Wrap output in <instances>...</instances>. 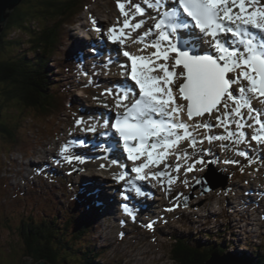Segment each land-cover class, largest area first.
<instances>
[{
	"label": "snow or ice",
	"instance_id": "snow-or-ice-1",
	"mask_svg": "<svg viewBox=\"0 0 264 264\" xmlns=\"http://www.w3.org/2000/svg\"><path fill=\"white\" fill-rule=\"evenodd\" d=\"M143 4L155 11L149 17L154 23L138 33L136 39L154 50L148 55L123 51L122 55L130 61V70L121 64V77L125 81L130 78L134 85L125 84L115 91L105 89L107 95L114 96L117 111L114 120L108 118L99 124V128L106 129L100 135L118 134L123 142L127 159L133 162L131 171L135 177L122 171L115 179L132 186L138 196L146 193L136 181L163 183L168 177L169 184L172 183L167 171L172 165L167 157L171 154L180 159L185 141L193 151L198 143L205 141L209 144L230 141L239 145L246 142L244 129L253 128L251 141L264 145V111L253 106V101L264 105V3L261 0H143ZM117 8L123 21L107 28V40L125 45L126 30L136 32L146 23L144 19L131 23V19L137 15L143 17L146 10L136 3L132 5L134 11H126L121 0H117ZM95 30L102 32L99 26ZM181 30L202 40L206 48L182 41ZM226 34H231L232 39ZM213 113H219L214 117L215 125L205 118ZM83 123L87 122L82 118L75 120L77 126ZM97 127L88 123L81 131L96 133ZM214 127H223L225 134L211 135ZM200 128L207 131L198 141ZM248 146L251 147L250 142ZM220 147L227 150V144L221 143ZM66 153L67 145L61 147L60 154L68 164L83 162L79 155ZM237 154L251 158L245 150H238ZM187 156L183 152L185 159ZM161 164L164 170L160 169ZM175 167L178 172L180 165ZM193 170L191 166L185 168L187 172ZM122 207L133 216L127 204ZM147 227L154 225L149 223ZM120 235L122 238L123 233Z\"/></svg>",
	"mask_w": 264,
	"mask_h": 264
},
{
	"label": "rangeland",
	"instance_id": "rangeland-1",
	"mask_svg": "<svg viewBox=\"0 0 264 264\" xmlns=\"http://www.w3.org/2000/svg\"><path fill=\"white\" fill-rule=\"evenodd\" d=\"M111 2L112 1L110 0H96L95 4L92 6L94 12L100 16H102V14H107V12H110V14H112L113 16L115 12L114 5ZM26 5H29V3L27 2ZM85 17H87L86 10L80 16L79 20H83ZM36 19L39 18L36 17ZM41 21H35L38 23V25L36 26V30H38L42 26V23L48 20ZM69 29V27L64 28V30H62L63 34H69ZM13 32V30L6 32L5 40H19L20 44L16 46V50H14V48L5 49L0 46V61H2L4 58H15L17 54H22L23 52L25 53V58L28 62L35 60L37 56L35 52H33V47L29 44V38L25 34V32H18L14 34ZM74 32L75 31H71V36L74 34ZM15 35L17 37H14ZM69 45L70 42L67 39L60 43L58 47L59 50L56 52L55 56L51 57L47 62L48 71H51V74H54L52 76V84L53 82H56L58 84V89L64 94L66 93L69 100L83 101L85 100V97L77 91L75 85H69V79H66L68 77V75L66 74L68 70L65 68V66L68 63H72L74 60L67 61V63H62L63 57H59V51L61 53H67L70 47ZM60 66H62V68L58 70ZM46 75L49 77L50 73ZM2 96L3 95H0V105L2 104ZM67 108L68 106L66 105V109L64 110L62 115L57 118L47 117L46 114H43L44 116H42L39 115L38 112L27 110L22 117L21 123H17L14 121V125H21V131L26 135L28 141L31 143L32 147H30L29 149L16 147L15 144L10 145L8 144V139L2 137L0 138V210L17 223L19 222L20 211H25L24 214L25 216H27L28 209L33 210L34 218L39 222H50V216L55 212L60 213V222H63L66 217L65 212L70 210V207L72 206L71 203L75 202L73 197L74 195H72L74 193V190L71 185H67L68 180L66 177L61 178L60 180L55 179L57 185H54L48 178H45L41 175L33 177L32 179H30L31 181L27 180L28 185H31L33 183V188L30 189V192H32L37 198V202L33 200H27L25 196L15 197V195L1 199V197L5 196L6 194L11 195L15 192L22 193V191H25L27 185L24 184L26 182L25 179L29 174L28 170H32V168L37 166L39 161H49V157L45 159V145L51 141H55L56 137L59 138V133L63 130L64 122L66 123V126L68 125V119H70L72 113L70 111H67ZM9 112L13 113L10 110ZM10 113L7 114L8 118L12 116ZM20 138L21 132H19V139ZM22 139L25 140V138ZM6 146H8L6 152L10 150V152L7 154H5L4 152V148ZM20 155L22 156V159H20ZM16 158L18 160H15ZM213 159L214 158H212V160ZM217 168L220 167H216V169ZM221 179L222 181L230 180V178L227 177H222ZM245 180L246 179L243 176H241L238 180H235L234 184L238 188V190L227 193V195H225V191L216 192L214 194L210 193L209 195H202L201 188L203 189L205 188V186L200 182V180H197L193 184V186L185 192L189 200L192 199V202L194 203L198 202L197 221H192L187 214H183L180 216L174 214L172 216L173 221L170 224L167 223V225L162 226L164 229H162L161 232L156 231L155 235L157 236V239L155 241H151L150 236L147 233H145L144 231H140L139 233H133L132 236L127 238L122 243H115L114 237L111 236H115L117 229L116 227H113L109 231L108 228L111 224V221H108L107 223L103 221L101 225H98V227L94 230V237H91L90 239L93 242H96L95 245L99 254L105 252V256L108 255L110 264H174L171 256L169 255V248L173 242V238L170 237L171 235H178L182 238L188 237L189 239L191 237V241L194 244H197V240L200 241V243L206 242L205 237L210 234L211 237H213L212 242H215L217 240L219 242H222L224 240V226L228 225L230 232H233V236H225V240L231 242L230 246H228V251H230L229 253L234 254V250H236L238 253H243L245 250L246 255H252L249 252L252 250V248L254 250V247L256 245L261 246L262 244H264V228H261L258 231L260 234V236L257 238L258 243H255L252 238L247 239L246 237H241L242 235H239V237L238 235H236L239 234L240 231L245 234H249L247 229H241L240 231H238L239 227H242V225H246L248 221L253 222L254 225L259 224L258 221L253 218H249L248 221H242V224L237 223L238 217H241L242 211L241 209H238L236 205L238 202L242 201V199L245 198V196H243L244 190L246 188L244 187V185L246 184ZM205 184L212 185V183L209 182ZM228 186H230V184H228ZM47 188H50L52 190L49 191L47 190ZM36 189H40L42 191H37ZM80 194L82 195V193ZM205 201H207L206 208L202 206L203 202ZM231 204L232 206L229 207V205ZM178 212L181 213V211ZM211 212L214 215H211ZM246 216L247 215L244 214L245 219ZM255 217L260 219V213L259 215L257 213ZM173 222H177V224L174 226L172 224ZM4 223L5 221L0 215V224L3 228H6L4 227ZM16 233L17 231H15L14 234L12 233V240H14V242L18 241ZM10 236L11 235H9L8 230L0 231V246L2 248L4 246L6 249L9 247V242L5 245V241ZM103 241H107L106 247H102L103 245L101 242ZM238 243H240V246L238 245ZM77 247H79L78 244ZM107 248H110V250H108ZM105 256L100 255L99 259L103 261L105 260ZM3 257V255L0 256V261L2 262L7 259ZM9 260L11 264H18L21 261L20 253L14 255L13 258H9ZM63 260L64 259H61L60 263L72 264L67 260H64L63 262ZM191 261H193L194 264H199L198 256L197 258H191ZM2 262L0 264H2Z\"/></svg>",
	"mask_w": 264,
	"mask_h": 264
},
{
	"label": "trees",
	"instance_id": "trees-1",
	"mask_svg": "<svg viewBox=\"0 0 264 264\" xmlns=\"http://www.w3.org/2000/svg\"><path fill=\"white\" fill-rule=\"evenodd\" d=\"M27 2L29 5H26ZM76 5V0H25L23 6L12 10L8 17L7 25L1 35V47L12 49L20 44L19 40H5L6 32L11 30L14 33L25 32L29 36V44L33 47V50H38L33 51L36 56L42 59L45 58L55 42L62 36L59 33L57 24L63 25L64 21L72 18L76 11ZM41 20L48 21H45L44 26L36 30V24ZM16 35L14 37H17ZM41 69L43 70V63L41 61H38V63L28 62L25 53L22 55L21 53L17 54L15 58H4L0 61V95L4 96L1 97L2 104L0 105V138L12 140L15 145H17V140L14 133V124L15 122L21 123L27 110L38 112L42 116L46 114L47 117L56 118L62 112L63 102L49 92L50 86L48 82H45L46 78ZM9 110L13 113H10ZM9 113L12 116L8 118L7 114ZM10 121L13 123H10ZM52 217L53 220L48 223L34 224L31 231V222L19 224V232L22 235L21 242L19 240L14 242L11 239L16 226H6L4 223V227L9 231L11 238L9 237L5 241V245L9 242L7 249L5 246L3 248L0 246V256L3 255L7 258L3 261L5 263L2 261L0 263L11 264L9 258H13V252L18 251L22 255L21 259L26 256L25 258L29 257L33 262L44 260L48 264H59L62 257L72 264H99L95 260L97 255L93 254L94 249L92 246H88L89 250L87 249V251H83L82 245L79 246L78 249L82 252L75 251L72 245L69 246L70 249H67V239L56 228L61 225L59 223L60 215L57 213L53 214ZM90 224L89 221L83 218L81 223L76 224V228L83 229L81 232L84 233L86 231L82 225L88 227ZM62 226L67 229L72 228L69 222H65ZM0 227H2L1 224ZM65 249H67L66 254L61 256L65 253ZM213 252L224 254L228 253V249L221 242L211 243L206 241L200 243L198 241L197 244L193 245L186 239L176 237L169 254L174 264H194L191 258H197V256L198 263L205 264ZM242 256L250 264L256 261L254 256L251 258L245 254H242ZM258 256H260L259 253ZM257 261V264H264V254Z\"/></svg>",
	"mask_w": 264,
	"mask_h": 264
},
{
	"label": "bare ground",
	"instance_id": "bare-ground-1",
	"mask_svg": "<svg viewBox=\"0 0 264 264\" xmlns=\"http://www.w3.org/2000/svg\"><path fill=\"white\" fill-rule=\"evenodd\" d=\"M132 2H134L135 3V0H131ZM127 8H128V5H127ZM129 9V8H128ZM119 10V9H118ZM117 11V10H116ZM117 13V12H116ZM105 21H106V24H109V25H111V24H115L116 23V19H112V18H110V17H106L105 18ZM185 34H186V32H185ZM73 37H74V34L72 35ZM82 38L83 37H81V40H82ZM86 39H88V36L86 37V38H83V40L85 41ZM132 38H131V40L130 41H128V43L130 44L131 42H132ZM82 44V42H80V37L78 38V36L77 37H75L74 39H73V43L71 44V46H70V49L71 50H74V52L76 53H78L79 54V56L84 60V63H82L81 65L83 66V75H85V73H87V74H89L88 73V66H89V64L92 62V61H94L95 62V64L93 65V66H91V68H90V74H91V76H92V78L93 79H97L96 81H95V86H94V91L95 92H97L98 93V98L99 99H94V98H91L92 99V107L90 108V112H91V117H92V119H86V118H84V115L83 114H85V115H89V111L88 110H82V112L80 113V115H79V112L77 113V114H75L74 115V118H73V120L70 122V123H68V126H69V130L71 129V131H72V126L73 125H75V127H79V129H80V131H81V128H83V127H86L87 126V124L88 123H95V124H97V126H98V124H99V118L96 116V112H95V107H94V101L93 100H95V102H97L99 105H101L102 107H101V111H104L105 109L109 112V109H108V107H113L114 105H115V101H114V99H112V98H114V96L113 95H108V97L109 98H104L103 97V95H104V93H105V89H108V88H112L111 87V84L109 83V82H107L106 80H105V78L104 77H99V75L100 74H106V76L107 77H110V78H116L117 77V75H118V78H121V74L118 72V69H119V67H120V65L117 63V62H115V60H114V56L112 55V53H111V44H108L104 39H102V41L99 43V44H89V47H90V49H92L93 51H94V57L93 58H91V57H89L88 55H86V52L84 51V52H82V49H81V47L79 46V45H81ZM117 44V43H116ZM88 45V44H87ZM132 48H133V46H131ZM121 49H123V47L121 48ZM33 50V49H32ZM33 51H38V50H33ZM99 52H105V54L108 56V58L107 59H104L103 58V56H105V55H103V54H101V60H106V61H104V62H106V65H102L101 64V62H100V60L98 59V53ZM22 54H24V52L22 53ZM21 54V55H22ZM32 55V54H31ZM33 57V56H32ZM47 58H50V55L47 53V56L45 57V59H47ZM45 59H42V58H36L35 60H32V61H29V62H37L38 63V60L39 61H41L43 64H45V63H47V61L45 60ZM110 60H113V63L111 64L110 63ZM41 64V63H40ZM49 64V63H48ZM51 65V64H50ZM40 66V65H39ZM45 67H46V65H44ZM40 69V68H39ZM42 70V69H41ZM43 71V70H42ZM66 79H69V76L66 78ZM87 80H88V76H86V77H84L83 79H82V82L83 83H85V82H87ZM68 81H70V80H68ZM66 82V81H65ZM71 82V81H70ZM70 82H68V83H70ZM102 93H103V95H102ZM104 104H108V107H104ZM260 106H263V105H260ZM80 118H82L84 121H86L87 123H83V124H81L80 126H77L76 124H75V120L76 119H80ZM63 130H62V132L64 133V132H66V129H68V127L66 126V123L64 122V126H63ZM98 128V127H97ZM81 132H83V131H81ZM95 134V133H94ZM93 136H95V135H93ZM35 141V140H34ZM114 144L116 143L115 142V140H113L112 141ZM112 142L111 143H108V145H98V144H94L95 142H92L91 144H94V145H91L88 149H89V151H91V152H95V149L99 146L100 148H106L107 150H109V152H111V153H109V154H111V158H113V160H117V159H115V158H118V159H120V158H123V159H127L126 157H127V155L126 154H124L123 153V155H121L122 153H121V151L116 147V145H115V147L113 146V144H112ZM33 144V143H32ZM18 145V144H17ZM47 145V144H46ZM49 145V144H48ZM31 147H32V145H31ZM57 147H59V144H57ZM19 150V149H18ZM20 151H21V149H20ZM69 150H67V152H68ZM18 154V153H17ZM224 154H225V159L226 160H228L227 158H226V155L228 154L227 152H225L224 151ZM229 155V154H228ZM83 159V158H82ZM11 160V159H10ZM83 161L84 162H86L85 161V159H83ZM180 161H182V160H180ZM77 162H79V161H77ZM79 164V167H81V168H85L86 167V164L85 163H83V164H81L80 165V163H78ZM14 166V165H13ZM184 168V162L182 161V164H181V167H180V170H182ZM82 180V179H81ZM80 180V181H81ZM93 185H88V186H86L87 187V192L89 193V191H92V190H94V188L95 187H99L98 188V190H97V192H95V193H93V194H91V197H88L87 196V192H84V193H82V195L83 196H81V197H87V198H85V200L86 201H89V200H91V199H93L94 197L96 198H101L102 197V199H105V200H107L108 201V198L111 200V202H110V205H113V203H114V201H112V199H111V196H108L107 197V195H106V193H105V191H106V189H107V186H108V184H105V183H102V185H100V183L101 182H99L98 180H96V179H94L93 181ZM177 183V182H176ZM202 184L204 185V186H206V184H205V182L204 181H202ZM58 192V191H57ZM60 192V191H59ZM242 192V191H241ZM86 193V194H85ZM49 194V193H48ZM58 194V193H57ZM78 195H81L80 193L78 194ZM78 195H77V198L79 199L80 197H78ZM51 200V199H50ZM233 200H234V198H233ZM148 202V201H147ZM146 202V203H147ZM206 203V204H205ZM55 205V204H54ZM204 208H206L207 207V201H205V202H203V205H202ZM44 207V206H43ZM41 209V208H40ZM198 208H193V210L194 211H196ZM104 211V210H103ZM147 211H148V209H146L145 208V210H143L141 213H143V215L142 216H140V219L141 220H144L145 219V214L147 213ZM218 211V210H217ZM215 212V211H214ZM51 213V212H50ZM224 213V212H223ZM213 213L211 212V215H212ZM225 214V213H224ZM214 215V214H213ZM226 215V214H225ZM58 216V215H57ZM57 218V217H56ZM106 218V216H103V218H100L98 221H96V223L98 224V225H101L102 224V222L105 220V222L108 220L109 221V219H105ZM53 220V219H52ZM146 220H149L148 218L146 219ZM110 221H111V219H110ZM185 221V220H184ZM183 221V222H184ZM194 221H197V219L196 220H194ZM55 223V222H54ZM111 225V224H110ZM181 225V224H180ZM179 226V225H178ZM126 227V226H125ZM197 228V227H196ZM119 231H120V233H122L125 229L124 228H122V229H120V228H117ZM194 230V229H193ZM203 230V229H202ZM202 234V233H201ZM218 234V233H217ZM215 235V234H214ZM188 238V237H187ZM94 239V238H93ZM190 239H191V237H190ZM193 240V239H192ZM227 243V241L225 240V242H224V244H226ZM77 244H78V241H77ZM228 244V243H227ZM226 244V245H227ZM82 246H85V244H82ZM228 249V248H227ZM87 251V250H86ZM230 251H228V253H229ZM242 254H245V253H242ZM233 256L234 255H237V256H239V253L236 251V250H234V254H232ZM246 255V254H245ZM248 256V255H247ZM252 256V255H251ZM254 258L256 259V261H253V264H257V260H259L260 258H256L255 256H254ZM31 261H32V259H31ZM243 261L246 263V264H250L248 261H247V259H244L243 258ZM99 264H102V262H100Z\"/></svg>",
	"mask_w": 264,
	"mask_h": 264
},
{
	"label": "water",
	"instance_id": "water-1",
	"mask_svg": "<svg viewBox=\"0 0 264 264\" xmlns=\"http://www.w3.org/2000/svg\"><path fill=\"white\" fill-rule=\"evenodd\" d=\"M23 0H0V35L4 30V27L7 24L8 17L11 14V11L15 9ZM1 40V39H0ZM225 255L213 254L205 262V264H246L242 260L236 259L230 253H224ZM23 264H35L33 261H25ZM38 264H46L40 262Z\"/></svg>",
	"mask_w": 264,
	"mask_h": 264
}]
</instances>
